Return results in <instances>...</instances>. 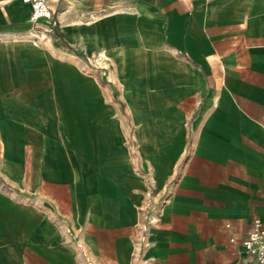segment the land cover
Here are the masks:
<instances>
[{"label":"crops","instance_id":"1","mask_svg":"<svg viewBox=\"0 0 264 264\" xmlns=\"http://www.w3.org/2000/svg\"><path fill=\"white\" fill-rule=\"evenodd\" d=\"M49 6L0 0V264H258L264 0Z\"/></svg>","mask_w":264,"mask_h":264},{"label":"built area","instance_id":"2","mask_svg":"<svg viewBox=\"0 0 264 264\" xmlns=\"http://www.w3.org/2000/svg\"><path fill=\"white\" fill-rule=\"evenodd\" d=\"M31 8V20H53V12L49 6V0H22ZM235 242V239H232ZM246 255L254 259L258 264H264V224L259 218H255L249 233L241 240Z\"/></svg>","mask_w":264,"mask_h":264}]
</instances>
